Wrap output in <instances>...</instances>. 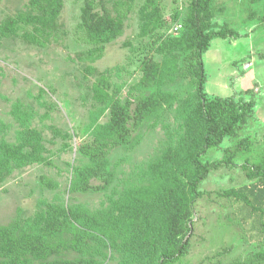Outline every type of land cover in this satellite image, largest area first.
Instances as JSON below:
<instances>
[{
	"label": "rangeland",
	"instance_id": "rangeland-1",
	"mask_svg": "<svg viewBox=\"0 0 264 264\" xmlns=\"http://www.w3.org/2000/svg\"><path fill=\"white\" fill-rule=\"evenodd\" d=\"M61 1L51 31L41 34L33 25H20L16 32L3 26L19 13L40 15L43 8L31 0H0V146L16 149L22 162L10 160L4 167L0 153V226L31 225L50 206L103 220L129 191L149 183L152 163L182 142L186 118L197 102L184 54L164 66L158 83L138 86L144 59L161 63L166 54L157 51L160 40L186 28L191 0H105L104 11L95 5L94 11L123 22L121 34L104 45L101 56L91 51L95 46L80 25L84 0ZM209 14V31L230 30L234 36L211 39L202 54L205 93L254 106L235 136H226L202 156L215 167L197 186L188 252L177 264H264V233L221 195L258 181L260 176L250 178L248 172L264 167V0H211ZM159 20L163 25L155 27ZM176 24L178 33L171 31ZM102 77L131 114L154 91L165 101L140 124L128 122L127 144L109 148L112 181L107 188L71 192L76 169L89 164L79 146L109 119L107 107L93 99V86ZM88 243L86 252L63 249L52 258L140 264L108 241Z\"/></svg>",
	"mask_w": 264,
	"mask_h": 264
},
{
	"label": "trees",
	"instance_id": "trees-1",
	"mask_svg": "<svg viewBox=\"0 0 264 264\" xmlns=\"http://www.w3.org/2000/svg\"><path fill=\"white\" fill-rule=\"evenodd\" d=\"M211 0H191L187 26L177 37L161 39L157 51L165 53L161 63L151 57L144 59L142 76L138 86L144 89L158 83L164 66L174 65L177 54L186 56L187 70L195 77L197 102L185 121V135L175 148H169L151 165L152 178L148 184L127 193L124 202L117 204L103 220L62 208L48 207L41 210L30 225L14 222L0 226V264H98L93 258H52L63 249L76 248L86 252L89 239H97L124 253L128 260L140 264H177L189 248V233L193 216L192 202L198 184L207 176L214 164L204 163L202 156L218 146L226 136H235L249 115L253 102L236 103L232 98H209L204 90L206 82L202 54L211 39L233 37L226 31H209ZM43 8L40 15L19 13L3 28L16 32L18 26L40 27L41 34L51 31V24L62 8L61 0H31ZM95 5L105 10V0H84L81 23L89 41L95 46L91 51L97 56L103 53L104 45L121 34V18L110 17L94 11ZM163 21L155 23V27ZM179 32V31H178ZM176 32V33H178ZM169 55L171 58H169ZM105 77L93 86V99L109 110V119L99 124L92 138L79 146V153L87 157L89 164L77 168L69 190L71 192L99 191L111 183L107 169L109 148L127 144L130 138L128 122L140 124L165 101L163 94L154 91L137 102L133 114L127 103L122 104L118 90L109 93ZM243 144V143H242ZM240 144V147H242ZM16 149L1 147L0 153L6 167L10 160L18 161ZM18 164L22 162L18 161ZM6 165V166H5ZM260 176L256 182L222 192L236 205L245 217L254 218L259 230L264 233V167L250 169L248 177ZM91 179H100L102 185L90 184ZM234 264H253L247 263Z\"/></svg>",
	"mask_w": 264,
	"mask_h": 264
},
{
	"label": "built area",
	"instance_id": "built-area-1",
	"mask_svg": "<svg viewBox=\"0 0 264 264\" xmlns=\"http://www.w3.org/2000/svg\"><path fill=\"white\" fill-rule=\"evenodd\" d=\"M179 27H180V25L176 24V25H174V26L171 28V31L176 33V32L179 31Z\"/></svg>",
	"mask_w": 264,
	"mask_h": 264
}]
</instances>
